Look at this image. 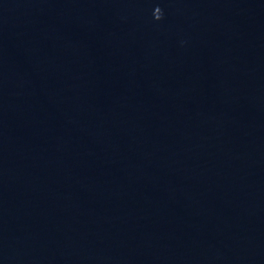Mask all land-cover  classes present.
<instances>
[{
    "label": "water",
    "instance_id": "95a60500",
    "mask_svg": "<svg viewBox=\"0 0 264 264\" xmlns=\"http://www.w3.org/2000/svg\"><path fill=\"white\" fill-rule=\"evenodd\" d=\"M0 264H264V0H0Z\"/></svg>",
    "mask_w": 264,
    "mask_h": 264
}]
</instances>
